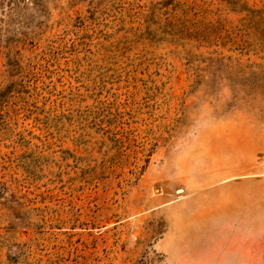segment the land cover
Instances as JSON below:
<instances>
[{
    "label": "rangeland",
    "instance_id": "obj_1",
    "mask_svg": "<svg viewBox=\"0 0 264 264\" xmlns=\"http://www.w3.org/2000/svg\"><path fill=\"white\" fill-rule=\"evenodd\" d=\"M0 264H264V0H0Z\"/></svg>",
    "mask_w": 264,
    "mask_h": 264
}]
</instances>
